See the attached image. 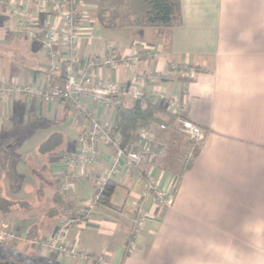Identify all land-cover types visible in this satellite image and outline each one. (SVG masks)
<instances>
[{
    "label": "crops",
    "instance_id": "1",
    "mask_svg": "<svg viewBox=\"0 0 264 264\" xmlns=\"http://www.w3.org/2000/svg\"><path fill=\"white\" fill-rule=\"evenodd\" d=\"M16 1H27L34 8V0ZM5 2L0 0V82L60 85L58 75L49 70L40 39L16 33ZM179 3L180 23L165 28L139 25L145 6L133 0H80L75 65L79 70L87 61L110 52L139 54L134 71L124 66L115 70L97 67L93 73L120 85L139 76L149 101L154 88H164L179 106L175 114L206 131L186 163V139L174 128L154 129V147L165 144L164 151L144 167L160 187L174 190L173 205L163 208L148 198L144 227L134 248L125 251L144 182L120 167L109 180L115 185L111 201L116 208L98 204L90 217L65 231L69 242L101 255V262H81L41 252L27 241H15L11 252L0 250V264H264V0ZM99 9L115 13L107 12L101 23ZM48 17H54V12L41 14L42 20ZM54 51L58 56L64 54L62 41ZM158 72H164L160 83L147 78ZM84 99L99 119L113 123L115 109L91 102L87 95ZM86 126L82 115L58 103L27 96L0 100V137L18 135L16 169L23 177L17 191L4 194L24 202L7 217L1 216L0 227L32 239L46 238L60 224L62 204L79 209L93 196L96 185L90 176L102 174L112 154L104 145L98 146L93 165L73 169V189L65 201L56 196L63 156L81 152L77 137ZM40 131L47 134L44 140L57 133L58 144L55 150L37 156L44 177L27 170L30 176L26 178L28 162L22 159L21 149ZM0 185L6 191L1 172Z\"/></svg>",
    "mask_w": 264,
    "mask_h": 264
},
{
    "label": "built area",
    "instance_id": "2",
    "mask_svg": "<svg viewBox=\"0 0 264 264\" xmlns=\"http://www.w3.org/2000/svg\"><path fill=\"white\" fill-rule=\"evenodd\" d=\"M5 3L14 18L16 33L32 40L39 38L48 56L50 72L58 76L62 74L63 78L60 86L0 82V100L7 101L19 96L33 97L68 107L87 120V126L79 132L77 137L81 152L63 156L61 182L57 188L61 198L66 199L73 189L71 182L73 169L91 166L95 163L99 145L109 147L112 154L105 171L100 175L90 176V180L96 185L93 196L83 202L79 209H72L65 204L59 207L60 224L52 235L46 238L29 239L26 235L16 232L0 231V242L27 241L41 252L58 253L65 257H74L81 262L93 260L101 262L103 260L101 255L83 249L77 242H69L65 237V231L72 226L80 225L84 219L91 216L98 205L105 184L120 167H126L144 182L142 197L135 205L125 244V251H131L147 218L145 201L152 198L158 206L163 208H170L173 205L174 190L160 187L144 167L147 163L159 158L164 151L165 144L161 143L158 148L154 147V129L157 128L159 132H162L168 127L165 124H147L136 131L132 143L124 144L118 136L112 134V122L99 119L94 111L89 109L84 97L87 95L91 102L116 109L124 96L133 99L145 96L142 79L139 76L134 75L127 84L120 85L113 79H103L93 73L94 68L97 67H108L115 70L124 66L134 71L140 59L139 54L118 56L110 52L102 58L87 61L81 69L77 70L75 65L78 61V41L81 29L80 0H34V8H30L27 1L11 0ZM48 10L54 12V17L42 20L41 14ZM60 41L65 47L62 56H58L54 51V47ZM171 68L176 67L172 65ZM189 71L193 73V70ZM163 75L164 72H158L147 78L158 84L162 81ZM150 99L169 113L175 114L178 110L179 106L175 98L168 95L164 88H154L150 92ZM173 128L188 139L189 147L185 151V160H191L197 148L204 141L206 131L189 118H184L179 114Z\"/></svg>",
    "mask_w": 264,
    "mask_h": 264
},
{
    "label": "trees",
    "instance_id": "3",
    "mask_svg": "<svg viewBox=\"0 0 264 264\" xmlns=\"http://www.w3.org/2000/svg\"><path fill=\"white\" fill-rule=\"evenodd\" d=\"M144 2L146 5L145 12L139 25L172 28L180 23L179 0H144ZM107 12L113 14L115 10H98L97 17L99 22H104L103 19ZM62 78L63 76L60 74L58 79L61 83ZM176 117H178L177 114L167 112L161 105L149 101L145 96L135 99L122 98L120 104L115 109L112 134L118 136L124 144L132 143L135 139V133L139 128L147 124H165L168 128H173ZM182 117L187 118L184 115ZM17 138V134H5L0 137V172L9 191H17L23 180L16 169L19 159L14 151L18 142ZM57 144L58 135L57 133H52L38 145L37 150L42 154L48 153L55 150ZM114 187L115 185L109 181L105 184L98 200L99 205L112 209L116 208L111 201ZM56 196H58L61 202L65 201L64 198H61L58 189ZM23 204L24 202L22 201H12L7 195L0 192V214L5 216L10 212L12 207H19Z\"/></svg>",
    "mask_w": 264,
    "mask_h": 264
},
{
    "label": "rangeland",
    "instance_id": "4",
    "mask_svg": "<svg viewBox=\"0 0 264 264\" xmlns=\"http://www.w3.org/2000/svg\"><path fill=\"white\" fill-rule=\"evenodd\" d=\"M9 1H11V0H7V2H9ZM134 2H136L137 4L138 3H142V4H144V6H146L145 5V2H144V0H133ZM44 134H45V136H44ZM136 134V133H135ZM46 133H44V132H42V131H40L39 133H37L36 135H35V139H32L31 141H28V140H26V145L24 146V148L23 149H21V151H23V153L22 154H25V157L24 158H22L23 160H24V162L26 163V161L28 162V166H26L27 168L25 169L26 170V178H28V175H29V172L27 173V170H30L31 172H35L36 173V175L39 177V178H42V177H44V172H43V168L42 167H39V162L38 161H36L37 159H38V154H40V155H45L46 153H40L38 150L37 151H35L36 150V148H34V145H36V146H38V144L41 142V141H43L45 138L44 137H46ZM180 136H182L183 138H185L186 139V142H187V145H188V147H189V141H188V139L184 136V135H181L180 134ZM26 138V137H25ZM188 147H187V150H188ZM16 149L17 148H15L14 149V151H15V153H16ZM17 154V153H16ZM18 155V154H17ZM186 161V160H185ZM191 160H188V161H186V163H189ZM28 167H29V169H28ZM21 174V173H20ZM28 174V175H27ZM30 176V175H29ZM21 177H22V175H21ZM23 178V177H22ZM42 190V193L43 194H45V193H47V191L46 190H44V189H41ZM0 192H2L3 194L6 192V193H8L9 195H10V192H9V190L8 189H6V191H4L3 190V188H1V185H0ZM5 193V194H6ZM38 198L39 197H41L40 195L41 194H39V191L37 192V194H35ZM7 197H9V196H7ZM12 201H14L15 200V198L13 197V195L12 196H10L9 197ZM12 209H13V207H12ZM7 217L6 215L4 216V215H2V214H0V218H2V217ZM11 215H9V219H12L11 217H10ZM3 227L1 226L0 227V231H3V232H6V231H8L7 229H2ZM0 245H2L3 247L2 248H0V250H6V251H10L11 250V242H0ZM15 251V250H14ZM11 252V251H10ZM1 253V252H0ZM6 258V257H5ZM20 259L23 261L24 259L23 258H21L20 257Z\"/></svg>",
    "mask_w": 264,
    "mask_h": 264
}]
</instances>
